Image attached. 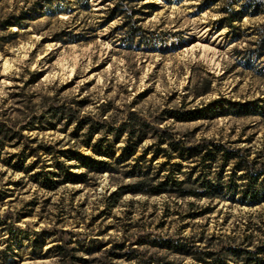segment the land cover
Returning <instances> with one entry per match:
<instances>
[{
    "label": "rangeland",
    "instance_id": "1",
    "mask_svg": "<svg viewBox=\"0 0 264 264\" xmlns=\"http://www.w3.org/2000/svg\"><path fill=\"white\" fill-rule=\"evenodd\" d=\"M0 58L14 264H190L166 244L264 240V203L125 188L168 176L200 190L219 168L188 153L212 144L264 169V0H0Z\"/></svg>",
    "mask_w": 264,
    "mask_h": 264
},
{
    "label": "trees",
    "instance_id": "2",
    "mask_svg": "<svg viewBox=\"0 0 264 264\" xmlns=\"http://www.w3.org/2000/svg\"><path fill=\"white\" fill-rule=\"evenodd\" d=\"M121 132L122 130L117 135H120ZM201 151H205L204 154H201ZM188 157H198L203 164L209 165V167L212 164L218 165L219 170L213 173V179L208 178L212 174L208 170H205L204 174L196 178L195 181L200 190H184L181 187V181L165 176L151 188H143V182L126 186L127 193H141L147 196L174 194L179 198L228 199L231 202H239L248 206H257L264 203V169L256 168V164L253 165L249 162L239 149H227L224 146L212 144L202 150L198 147L194 148L188 153ZM93 164L103 165L104 163L93 162ZM226 167H230L231 170L227 176L228 180L224 182L223 174ZM92 168L99 169L96 166ZM101 169L105 170L106 168L101 167ZM46 173L47 175H51V172ZM67 175L77 179L72 174L67 173ZM165 247H168V249L177 255L191 257L192 262L190 264H264V240H260L256 244L249 241L240 245L226 246L221 248L219 252H201L195 248V245L190 246L177 242L166 244ZM129 259H136V256H130ZM0 264H14L10 247L0 250ZM141 264L183 263L155 257V261H142Z\"/></svg>",
    "mask_w": 264,
    "mask_h": 264
},
{
    "label": "bare ground",
    "instance_id": "3",
    "mask_svg": "<svg viewBox=\"0 0 264 264\" xmlns=\"http://www.w3.org/2000/svg\"><path fill=\"white\" fill-rule=\"evenodd\" d=\"M97 2H98V0H94V3H96V5H97ZM0 61H1V58H0ZM60 64H61L60 65L61 70H64L65 68L62 66V63H60ZM8 68H9V64L7 63L6 60H4V62H3V70H8Z\"/></svg>",
    "mask_w": 264,
    "mask_h": 264
}]
</instances>
